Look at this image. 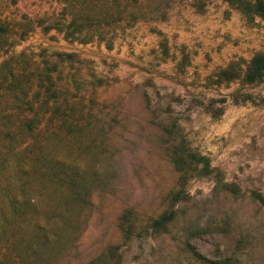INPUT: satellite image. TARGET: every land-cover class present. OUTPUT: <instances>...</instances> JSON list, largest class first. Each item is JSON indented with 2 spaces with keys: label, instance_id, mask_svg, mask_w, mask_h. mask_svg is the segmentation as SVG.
Here are the masks:
<instances>
[{
  "label": "rangeland",
  "instance_id": "rangeland-1",
  "mask_svg": "<svg viewBox=\"0 0 264 264\" xmlns=\"http://www.w3.org/2000/svg\"><path fill=\"white\" fill-rule=\"evenodd\" d=\"M36 3L0 0V22L53 11ZM120 4V27L133 25L111 49L39 30L0 57L34 48L36 69L58 66V80L77 71L83 89L76 116L98 182L85 232L59 263L264 264V82L245 79L264 54V21L238 0ZM62 52L78 59L60 61Z\"/></svg>",
  "mask_w": 264,
  "mask_h": 264
},
{
  "label": "trees",
  "instance_id": "trees-1",
  "mask_svg": "<svg viewBox=\"0 0 264 264\" xmlns=\"http://www.w3.org/2000/svg\"><path fill=\"white\" fill-rule=\"evenodd\" d=\"M6 1L12 7L25 0ZM121 1L38 0V7L48 5L53 11L40 9L36 15L23 14L24 20L6 17L0 22V57L16 47L10 40L18 37L24 43L39 30L56 31L70 44L111 49L120 31L133 25L120 27L129 15ZM247 4L238 0L251 20L257 15L264 21V0ZM38 55L34 48L25 49L0 63V264H60L58 259L77 247L85 232L84 216L94 206L98 171L86 161L89 130L76 116L83 91L77 71L69 80L57 79L58 66L45 75L36 69ZM57 55L63 62L78 59L76 54ZM245 74L250 82H264V54L253 59ZM128 216L122 226L126 237L134 227ZM171 216L165 214L155 230H164Z\"/></svg>",
  "mask_w": 264,
  "mask_h": 264
}]
</instances>
